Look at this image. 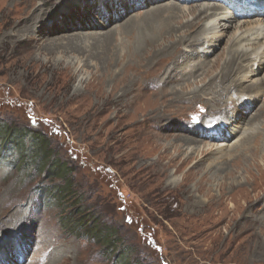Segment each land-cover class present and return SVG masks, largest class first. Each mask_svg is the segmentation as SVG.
I'll return each mask as SVG.
<instances>
[{"label":"rangeland","instance_id":"rangeland-1","mask_svg":"<svg viewBox=\"0 0 264 264\" xmlns=\"http://www.w3.org/2000/svg\"><path fill=\"white\" fill-rule=\"evenodd\" d=\"M108 1L0 0V127L23 132L13 142L19 144L23 136L25 144L19 158L11 140L0 138L7 143L0 145V236L16 227L2 236L0 245L5 239L15 244L18 228L36 226L20 235L25 245L12 251L11 264H38L46 258L47 264H264V157L254 161L245 181V171L233 157L240 144L228 150L244 133L264 130V103L251 123L235 126V137L188 146L180 139L186 127L218 115L220 106L208 94L191 101L173 99V88L188 89L201 84L199 79L190 86H180V81L158 84L177 55L162 54L156 62L138 60L142 46L129 48L136 34L124 26L130 19L140 21L145 12L134 13L128 1L104 6ZM151 4L142 10L155 9ZM89 6L98 12L106 8L110 21ZM131 14L137 16L129 19ZM250 19L255 18L238 22ZM63 23L68 24L66 31ZM231 31L220 49L207 54L213 62L202 82L220 71ZM103 46L120 57L107 74L98 58ZM251 81L247 78L243 85ZM120 92L130 93L118 101ZM263 99L261 92L254 107ZM219 121L226 124L219 116L210 123ZM27 127L47 135L55 157L72 168L73 186L83 204L113 227L118 243L112 253L100 242L75 235L60 222L59 209L48 205L46 198L62 180L43 179L36 170ZM140 138L145 141L129 153L128 145ZM258 146L264 147V135ZM211 148L214 152L198 155L175 171L185 156ZM226 152L231 154L221 160ZM200 158L192 176L184 179ZM228 166H234L239 184L224 185L221 192V170ZM227 177L226 183L231 180ZM28 234L34 236L27 239Z\"/></svg>","mask_w":264,"mask_h":264},{"label":"bare ground","instance_id":"bare-ground-1","mask_svg":"<svg viewBox=\"0 0 264 264\" xmlns=\"http://www.w3.org/2000/svg\"><path fill=\"white\" fill-rule=\"evenodd\" d=\"M79 1L82 3V1L85 0ZM123 1H128L126 5L130 6L131 10L135 7L134 13L138 12L141 14L145 12L143 19H140V21L136 23L130 19L133 18L135 14L129 15L128 18L130 22L124 26V29L133 32V35L136 34L135 37H131L127 44L129 48L134 47L137 49L142 46V54H139L141 56L138 60L148 57V62H156L166 54L168 56L173 54L177 55L174 60L165 67L159 80L157 79L159 81L158 84L163 86L172 81H180V86H190L192 82L197 83L199 79L201 84H196V86L189 87L188 89L186 87L173 88L171 90L172 92H170L171 95H174L173 99H187L186 101H191L192 99L204 98L203 95L206 96V94H208L210 97H206L215 102V107L220 106L218 115H213L210 119L205 117V123L198 122L196 125L192 126L190 130L186 127V134L180 138L182 142L188 146H194L197 144L199 145V143L208 138L213 142H217L219 139L226 141L227 135L231 138L236 136V125L243 123L248 125L256 116H259L264 99L259 108H255L256 106L254 107V105L258 103L257 101L261 92H264V76L259 77V75L264 73V0H256L254 3H248V0H169L170 2L167 0H110L107 4H103L106 7L108 5L110 7H117L120 3H123ZM147 2H152L151 5L154 4L152 8L155 9L143 11V7L148 5ZM75 4L78 6V2ZM99 4L101 3L99 2ZM126 5L122 4L123 7H127ZM90 8L95 9L96 11L94 12L100 18L110 21V18L106 16L108 13L106 8L105 11L100 10L99 12L97 10L98 7L91 6ZM71 13L72 12H70V14ZM249 17H254L255 19L245 20L242 21V23L238 22L241 18ZM67 25L65 23L60 25L62 31L67 30ZM229 30L232 31L225 42V45L228 44V48L220 71L212 76L213 79L210 78L208 81L202 82V76L206 74L213 62L207 54H209V52H214L218 48L220 49ZM202 46H204L205 50L201 49ZM99 54L100 56L98 55V58H100L104 64L105 74L112 71L114 64L120 59L119 56L112 53L110 48L108 49L105 46H103V49L101 48ZM124 54L125 56H122V58L126 57V52ZM154 57L158 58L151 60ZM254 77L255 79L251 81ZM247 78H249L251 82L244 86L243 84ZM129 83L131 82L129 81ZM129 93L130 92H120L117 100L119 101L120 97L127 96ZM213 93L217 95L211 96ZM229 95H233L235 98ZM134 100L135 99H133V101ZM222 104L224 105L221 106ZM107 106H109V104ZM217 109L218 108H216V110ZM214 116L223 117V119L226 120V124L221 126L220 124L222 123L220 121L210 123V120H212ZM232 125H234V129L230 128ZM263 135L264 130L246 132L240 137L237 143H234L230 149H228H236L240 144V149L236 150L233 157L235 161H238L237 165H242L245 171V177L243 176L245 181H247V177L251 175V169L255 166L254 161L258 160L260 155L264 157V147L258 146V138ZM241 140H243V143H241ZM137 141L131 142L128 145L129 153L139 148L145 140L140 138V140ZM221 150L222 149H215V151ZM260 151H262V153H260ZM212 152L214 151L211 148L210 150L198 151L196 155L192 153L185 156L182 160L177 162L175 171H179L182 164L197 158L198 155H207ZM226 154L227 152L224 155L222 154L221 160L222 158L225 159ZM200 161L201 158L195 163L193 168L185 174L184 179L192 176L193 172H195V168L200 165ZM225 167L226 166L223 165V169ZM221 171L225 172V176L219 184L221 192L224 185L232 187L235 184H239L238 178L240 176H233L236 171L234 166H228V169L226 168ZM226 177L231 178L228 183L225 182ZM198 188H200V186ZM3 208L5 209V207ZM13 228L15 229L16 227H11L7 232ZM33 228L36 230L34 224L18 228L19 231L13 236V239L16 241L15 244L11 243L9 239L4 240L0 245L1 264L2 261L7 264H11L12 260L14 261V254L12 251L16 250L17 246H20L19 249L21 250L22 246L25 245V243H22L19 239L20 235H22L24 231H30ZM6 233H3V235ZM2 236H0V241ZM28 236L27 239H31L34 235L28 234ZM57 256L58 255L51 258V260H54ZM38 264H47V258L40 260Z\"/></svg>","mask_w":264,"mask_h":264},{"label":"trees","instance_id":"trees-1","mask_svg":"<svg viewBox=\"0 0 264 264\" xmlns=\"http://www.w3.org/2000/svg\"><path fill=\"white\" fill-rule=\"evenodd\" d=\"M25 130L31 136L33 149L36 151L35 158H37L34 160L36 162V170L43 174V179H49L51 181L55 179L62 180V184L53 186L55 190L51 192L52 197H44L47 199L48 205L51 204L59 209L60 222L75 235H78V237L93 242H100L107 253H112L114 246L118 243L117 233L114 232L111 225L105 223L100 213L94 211L90 205L83 204V196L78 194L73 186V180L71 178L72 168L64 161H60L59 158L55 157V151L49 147L46 134L30 127H27ZM0 131V138L6 137L10 139L11 146L15 147V151L18 153L17 156L20 158L23 155L21 152L24 150L25 145L23 136L19 144H15L13 138L17 135L20 136L23 132L21 133V131L6 126L0 127ZM3 144L6 146L7 143L0 140V145ZM1 160L2 158H0ZM16 164L17 161H14L13 165ZM117 253L120 254V250Z\"/></svg>","mask_w":264,"mask_h":264}]
</instances>
